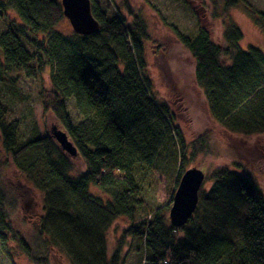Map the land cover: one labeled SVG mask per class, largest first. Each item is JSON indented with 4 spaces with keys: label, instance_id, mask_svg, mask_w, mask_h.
<instances>
[{
    "label": "trees",
    "instance_id": "trees-1",
    "mask_svg": "<svg viewBox=\"0 0 264 264\" xmlns=\"http://www.w3.org/2000/svg\"><path fill=\"white\" fill-rule=\"evenodd\" d=\"M91 1L100 30L82 35L57 29L65 17L60 0H0V15L15 14L7 16L0 31V161L14 165L43 193L42 246L67 253L71 264H264V194L228 166L212 172L208 189L201 186L185 225L173 226L156 208L149 219L124 230L141 246L108 256L106 231L113 221L121 216L135 220L156 172L175 169L176 189L189 169L188 157L205 151V143L195 141L187 155L172 108L154 96L142 17L130 9L129 23ZM246 9L264 30V14ZM175 34L191 54L195 82L213 118L231 134H263L264 50L242 48L244 34L234 22L225 26L223 43L200 23L195 33L175 29ZM47 67L51 89L43 95V107L55 119L53 129L63 131L76 147L75 155L36 128L21 139L18 121L9 119L3 103L6 93L19 96L22 76L35 77ZM66 98L75 102V117L67 111ZM75 156L85 164L78 175L72 174ZM2 189L0 244L6 248L13 239L36 263L45 260L13 229Z\"/></svg>",
    "mask_w": 264,
    "mask_h": 264
},
{
    "label": "rangeland",
    "instance_id": "rangeland-1",
    "mask_svg": "<svg viewBox=\"0 0 264 264\" xmlns=\"http://www.w3.org/2000/svg\"><path fill=\"white\" fill-rule=\"evenodd\" d=\"M108 16H126L131 9L142 17L147 27L148 38L144 39V56L148 64L147 74L153 83L154 96L159 102L169 105L175 115L176 125L181 130L188 152L195 141L203 140L205 151L189 158L186 167H198L204 171V189L212 184V172L223 166L237 169L256 184L264 194V133L260 135H238L226 131L210 114L205 96L194 79V61L189 51L179 42L175 29L183 33H195L197 24L205 26L212 39L223 43L225 26L236 23L243 31L240 46L250 45L264 50V30L258 25L246 7L264 14V0H238L227 5L226 0H95ZM10 16L0 15V31L5 29ZM57 29L69 34L74 31L69 19L64 17ZM18 97L9 93L3 103L9 109V119L17 120L21 139H26L36 128L39 133H51L56 122L52 114L43 107V95L51 89L48 67L35 77L22 76L17 84ZM67 111L75 117L77 109L71 98H66ZM2 138L0 136V149ZM0 161L1 197L7 199L8 216L13 229L20 234L33 252L45 256L37 263L10 239L6 248L0 244V264H71L67 253L57 248H44L39 232V218L44 212L43 193L20 173L11 163ZM73 175L85 169L82 159L73 158ZM187 170V169H186ZM175 169L156 172L144 190V205L137 210L134 221L117 217L106 231L107 254L119 250L125 255L131 248L140 247L139 240L125 236L124 230L131 223L149 219L151 212L162 208L169 215L175 189ZM22 186V190H20ZM95 194H101L93 185ZM103 195V194H101ZM180 235V234H179Z\"/></svg>",
    "mask_w": 264,
    "mask_h": 264
},
{
    "label": "water",
    "instance_id": "water-1",
    "mask_svg": "<svg viewBox=\"0 0 264 264\" xmlns=\"http://www.w3.org/2000/svg\"><path fill=\"white\" fill-rule=\"evenodd\" d=\"M63 13L78 34L89 35L100 30V23L91 11V0H60ZM51 134L70 155L77 153L76 147L61 130L52 129ZM205 180V173L197 167L183 172L173 194L169 219L173 226L181 227L191 218L199 201V190Z\"/></svg>",
    "mask_w": 264,
    "mask_h": 264
},
{
    "label": "bare ground",
    "instance_id": "bare-ground-1",
    "mask_svg": "<svg viewBox=\"0 0 264 264\" xmlns=\"http://www.w3.org/2000/svg\"><path fill=\"white\" fill-rule=\"evenodd\" d=\"M177 188V187H176ZM176 190V189H175ZM175 192V191H174Z\"/></svg>",
    "mask_w": 264,
    "mask_h": 264
}]
</instances>
